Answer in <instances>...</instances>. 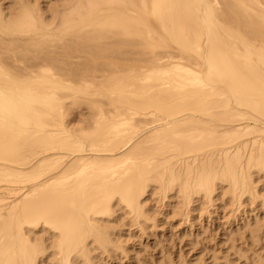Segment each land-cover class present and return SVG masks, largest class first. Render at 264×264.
<instances>
[{"label":"bare ground","instance_id":"obj_1","mask_svg":"<svg viewBox=\"0 0 264 264\" xmlns=\"http://www.w3.org/2000/svg\"><path fill=\"white\" fill-rule=\"evenodd\" d=\"M49 1H0V74L34 112L0 131V264L118 256L151 199L184 219L218 196L232 214L262 202L264 0Z\"/></svg>","mask_w":264,"mask_h":264},{"label":"rangeland","instance_id":"obj_2","mask_svg":"<svg viewBox=\"0 0 264 264\" xmlns=\"http://www.w3.org/2000/svg\"><path fill=\"white\" fill-rule=\"evenodd\" d=\"M0 1L2 3L4 2L5 5H9L12 2V0ZM7 1L8 3L10 1V3L8 4ZM38 1L40 4L43 3L41 5L48 4V2H46L48 0ZM38 1L36 0V2ZM50 1L49 4L51 3ZM52 1L54 2L55 0ZM73 61H76V59H73ZM89 114L90 111L87 105L81 103L69 109L67 121L72 124L71 126H73V124L76 125V127L77 125L79 126V124L81 126V124H84L86 121L89 122ZM261 183L258 186V191L262 200V202H260L261 204L258 202L259 200H256L255 203L254 201H250L252 204H250L248 200L245 202L243 208L240 209L241 213L236 212L232 214L229 212L225 197L221 198V196H218L212 207H209V205L207 206L205 203H202L204 206H200L203 201L196 203L195 205L200 206L201 209L199 207L198 212L196 209L192 214H189V219H184L179 218L180 216H176L177 214L175 215V213L168 214L169 212L167 209V212L163 214V208L160 203L155 202L154 204V200L152 202L151 199V202L149 201L147 206H149L152 213L157 211V214L154 212V217H152V220L155 221L152 223L151 220L150 222L155 225H148L147 227L150 228L145 227L146 231L144 229H139V232L137 228L133 227L134 230L131 226H128L126 216L122 212H119L118 215L121 221L115 220L112 225H114L115 228H119L121 224H127L121 227L122 230L125 231H123V233L120 232V236L122 237L119 238V243L122 246V253L118 254V256H111L110 254L100 253V251L96 252L95 255L97 257L98 255L100 256L98 257L99 261L96 257L95 263L97 260L96 264H165V262L169 260L170 263L173 262V264H224V262L226 263L228 260L227 262L229 264L230 261H232L233 264H254L252 261L255 260V264H257L259 261L257 258L261 256V254L257 257V255H255V253H257L256 250L262 252V255H264V187L262 186L264 184ZM173 201H176V199L172 200V204L175 203ZM176 203L173 206H176ZM222 207H224V209ZM256 217H258L259 223L263 222V228L260 232H257L258 234L256 233L259 239L258 242L256 240L257 245L255 246V239H251L252 242H250L249 235L247 234V232L249 233V227L246 228L244 226L247 224L251 225L254 220H257ZM260 225L259 227L257 226L256 230L261 227ZM249 243H253L255 248L251 246L253 244L250 245ZM248 246L252 247L251 249L249 247L251 250L249 251L252 252L251 254L254 253L255 257L254 255L251 256L252 258L249 257L251 254L248 252ZM244 247L248 252L247 254H244V251H246ZM238 248H241L240 252ZM238 254L242 258H239ZM246 257L249 258L246 259ZM261 258H263V256H261ZM52 262L51 260H46L43 264H54ZM170 263L166 262V264Z\"/></svg>","mask_w":264,"mask_h":264},{"label":"clouds","instance_id":"obj_3","mask_svg":"<svg viewBox=\"0 0 264 264\" xmlns=\"http://www.w3.org/2000/svg\"><path fill=\"white\" fill-rule=\"evenodd\" d=\"M33 114L28 85L11 75L0 74V131L29 126Z\"/></svg>","mask_w":264,"mask_h":264}]
</instances>
